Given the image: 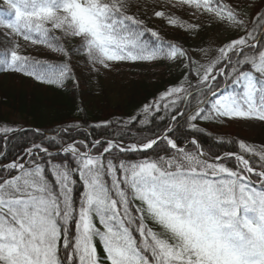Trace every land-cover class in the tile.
I'll return each mask as SVG.
<instances>
[{"label": "snow or ice", "instance_id": "snow-or-ice-1", "mask_svg": "<svg viewBox=\"0 0 264 264\" xmlns=\"http://www.w3.org/2000/svg\"><path fill=\"white\" fill-rule=\"evenodd\" d=\"M4 3L15 15L14 20L0 18V35L12 43L10 57L0 58L5 71L60 86L72 80L74 87H80L87 78H76L72 60L78 54L92 73L100 71L98 66L108 69L112 61L164 57L179 61L181 75L154 104L142 109V114L150 115L151 109L161 111L160 101H166L163 111L170 114L168 124L154 137L132 143L64 142L45 134L47 147L41 141L24 149L21 160L27 166L21 160L0 165V264H101L94 237L102 242L107 264H264V146L256 149L239 140V151L210 155L211 149L205 151L196 138L204 131L200 121L264 122V3L245 12L238 10L240 5L222 0H182L203 9L216 22H227L238 33L221 42L204 64L194 59L190 49L164 41L144 18L132 12L129 0ZM152 14L170 25L178 23L163 10ZM188 28L195 32L201 25ZM146 33L156 37L157 43L145 40ZM17 37L46 45L64 61L41 71L38 66L45 62L21 55ZM68 38L78 43L68 47ZM199 52L207 54L203 48ZM246 66L255 71L245 70ZM230 84L242 90L226 91ZM148 115L139 123L148 124ZM177 117L188 127L184 139L175 136V126L180 124ZM136 121L132 116L123 123L134 126ZM79 127L61 126L58 134ZM10 131L0 128V132ZM161 144L165 145L163 154L156 152ZM54 146L58 154L70 156L75 167L66 159L63 164L45 160L53 157L50 148ZM117 152L141 153L144 158L125 162ZM249 154L259 159L260 170L246 158ZM229 160L235 161V168L227 165ZM46 166L55 184L47 179ZM252 173L259 189L253 187ZM73 174L83 184L75 204ZM93 216L99 218L103 231L95 226Z\"/></svg>", "mask_w": 264, "mask_h": 264}, {"label": "trees", "instance_id": "trees-1", "mask_svg": "<svg viewBox=\"0 0 264 264\" xmlns=\"http://www.w3.org/2000/svg\"><path fill=\"white\" fill-rule=\"evenodd\" d=\"M132 12L146 20L147 26L158 32L164 41L174 42L190 49L194 54V59L202 54L200 48L207 50L210 59L215 54V48L221 42L234 38L228 35L222 38L217 31V26L211 19L195 18L189 12H181L175 14L169 6L161 7L158 4L155 10L154 2L151 0H129ZM135 5H141L138 11ZM255 8V9H254ZM252 8L255 11L258 7ZM159 9V10H158ZM254 9V10H253ZM165 11L166 15H171L177 19V24H168L165 18L155 17L153 11ZM146 12L145 17L143 13ZM0 18L8 20L15 19L14 12H11L7 5L0 1ZM190 24H200L201 29L198 31H190ZM60 35L59 31L55 33ZM16 41L20 45L17 49L21 55H26L36 61L45 62L44 65L38 66L41 71H47L48 65H58L64 61V57L40 52L31 49L24 44V40ZM145 40L156 44V37L146 33ZM23 42V43H22ZM30 42V41H26ZM78 43L75 38L66 39L68 47ZM46 46V45H45ZM12 43H10L3 35H0V58L9 56ZM166 59L164 57L158 60ZM85 59L81 55H74L72 64L75 70L76 78L86 77V82L80 87H74L72 80H66L63 86L56 84H48L35 79L32 76L16 72L12 70H3L0 67V128L12 129L10 132H0V165L10 163L13 160H21L25 156L24 149L30 146L32 142H44V146H48L45 140V134L48 137H57V141L61 138L64 142H71L72 139L88 141L100 140H116L124 143L138 142L143 137L155 136L168 124L170 114L163 111V104L166 101H160L161 111L157 112L151 109V114H142L145 105H152L169 86L175 84L181 75V71L162 70L159 77L152 79L151 77H120L117 80H107L102 71L92 73L88 72L85 67ZM245 70L255 71L250 66H246ZM228 88L233 90H242L238 85H229ZM194 102V101H193ZM148 115L149 123L142 125L140 119ZM136 116L137 121L133 124L124 125L123 122L128 121L130 117ZM164 116L165 119H161ZM180 120V117H177ZM112 121L111 124L105 122ZM78 124V129L72 130L69 134H58L61 126ZM221 122H205L200 121L199 127L203 132L197 133L196 138L201 143L205 151L211 149L210 155L215 153H223L227 151H239L238 141L240 139L223 135L216 132L213 126H217ZM95 125V127H93ZM175 136L184 139L188 132L187 124L180 120V124L176 125ZM39 129V132L36 130ZM223 137V140L219 139ZM250 144V143H248ZM254 145L256 149L261 146ZM165 147L164 144L156 149V152L163 154L161 151ZM50 151L53 157H45V160H51L53 163L63 164L66 159L71 167H75V162L70 156H66L58 151L57 147H51ZM151 155L156 153L149 150ZM95 154V150H94ZM44 154L41 153V156ZM107 157V154H105ZM116 156L128 161H137L144 158L141 153H116ZM250 158V162L259 169V159L251 158V154L246 156ZM27 166L26 160H21ZM115 162V161H114ZM229 167L235 168V161H226ZM7 175V173H4ZM45 175L49 181L55 184V177L50 168L46 166ZM76 180L74 186L73 200L74 204L79 201L80 193L83 192V184L78 174L72 177ZM253 187L259 189V181L255 173L251 174ZM105 180L110 178L105 176ZM152 227L150 220L146 221ZM95 226L103 231V225L99 223V218L93 216ZM74 230V228H73ZM162 234L160 228L154 229ZM137 235L138 238V234ZM163 235V234H162ZM167 238V236H164ZM97 254L101 258V264H107L104 260V249L102 242L98 237H94ZM63 255V249H61Z\"/></svg>", "mask_w": 264, "mask_h": 264}, {"label": "rangeland", "instance_id": "rangeland-1", "mask_svg": "<svg viewBox=\"0 0 264 264\" xmlns=\"http://www.w3.org/2000/svg\"><path fill=\"white\" fill-rule=\"evenodd\" d=\"M4 3V0H0ZM155 4H158L161 7L169 6L175 14L181 12H189L195 18H205L213 20L208 14L205 13L203 9L195 8L191 5H186L182 3V0H151ZM222 3L227 5H240V9L245 12L252 11V8L259 7L264 0H222ZM155 10L157 6H155ZM255 9V8H254ZM253 9V10H254ZM159 10V9H158ZM214 21V20H213ZM214 23L217 26L218 34L225 38L228 35H233L234 37L238 35L227 22ZM0 31H3L0 29ZM21 40L20 37L16 38V41ZM26 46L33 48L40 52H47L49 54H54L60 56L59 53L52 51L45 45H33L31 42L23 41ZM22 42V43H23ZM201 64L207 63L210 59L209 55L204 53L200 54L195 58ZM110 66L108 69H104L102 66H98L100 71H102L103 76L107 80H117L120 77L131 78V77H151L156 79L159 77L162 70L168 71H180L179 61H172L169 59L155 60V61H112L109 62ZM241 88L240 85H238ZM232 88L226 89V91H232ZM213 129L216 130L219 134L231 135L240 140H244L247 143L255 144L259 146H264V122L251 121L247 122L244 120H238L235 122L224 121L217 126H213ZM57 152V151H56ZM153 229H158L159 227L152 223Z\"/></svg>", "mask_w": 264, "mask_h": 264}]
</instances>
